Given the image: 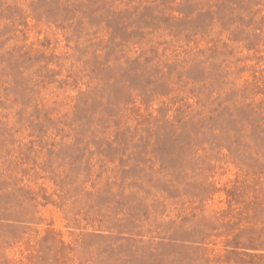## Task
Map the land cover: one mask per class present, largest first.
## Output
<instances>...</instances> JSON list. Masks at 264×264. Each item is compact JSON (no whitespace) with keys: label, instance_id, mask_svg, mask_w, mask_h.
Masks as SVG:
<instances>
[{"label":"rangeland","instance_id":"rangeland-1","mask_svg":"<svg viewBox=\"0 0 264 264\" xmlns=\"http://www.w3.org/2000/svg\"><path fill=\"white\" fill-rule=\"evenodd\" d=\"M0 264H264V0H0Z\"/></svg>","mask_w":264,"mask_h":264}]
</instances>
